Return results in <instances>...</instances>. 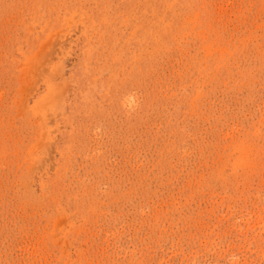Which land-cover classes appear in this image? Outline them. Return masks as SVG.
I'll use <instances>...</instances> for the list:
<instances>
[{"label": "rangeland", "instance_id": "1", "mask_svg": "<svg viewBox=\"0 0 264 264\" xmlns=\"http://www.w3.org/2000/svg\"><path fill=\"white\" fill-rule=\"evenodd\" d=\"M0 264H264V0H0Z\"/></svg>", "mask_w": 264, "mask_h": 264}]
</instances>
